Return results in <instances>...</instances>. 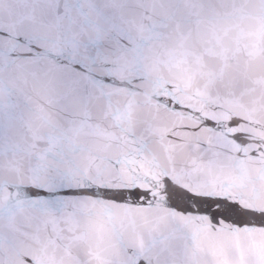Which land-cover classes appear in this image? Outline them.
Here are the masks:
<instances>
[{
  "label": "water",
  "instance_id": "95a60500",
  "mask_svg": "<svg viewBox=\"0 0 264 264\" xmlns=\"http://www.w3.org/2000/svg\"><path fill=\"white\" fill-rule=\"evenodd\" d=\"M149 33L161 36V0H0V264H109L123 256L149 262L158 145L135 137L133 143L108 119L113 111L160 112L161 39L150 44L142 39ZM85 55L88 66L73 65ZM38 59L53 69H79V114L70 132L46 129L52 92L71 89L32 70ZM53 114L66 115L59 107ZM151 127L159 133V125ZM57 153L66 156L58 180L87 176L114 189H146L148 208L133 207L140 200L127 191L124 203L112 204L116 193L97 189L104 201H33L27 186L37 182L45 156L59 159ZM117 154L128 165L122 171L110 170ZM90 204L107 213L96 228L79 219ZM138 214L148 230L125 250L122 236L138 228Z\"/></svg>",
  "mask_w": 264,
  "mask_h": 264
},
{
  "label": "snow or ice",
  "instance_id": "6c2138e0",
  "mask_svg": "<svg viewBox=\"0 0 264 264\" xmlns=\"http://www.w3.org/2000/svg\"><path fill=\"white\" fill-rule=\"evenodd\" d=\"M168 4L172 11V20L169 24L165 25L170 30L172 38L176 35H181L185 30H190L194 21V18L190 12H187L183 4V0H168ZM150 44H155L161 39L159 34L149 33L142 37ZM90 57L85 55L79 59H74L73 65L78 64L81 68L88 66ZM32 70L41 71L46 80H50L54 83L63 82L69 86L70 91L63 95H56L52 92L51 98L48 101V118L46 121V129L51 131L55 129H64L69 132L74 129L77 124L78 117V100L81 95L80 90L75 87V80L79 69L73 66L71 71L63 69H53L42 60H36L31 66ZM259 78L264 80V73L259 74ZM137 77H133L132 80H137ZM108 81L106 80L105 83ZM255 83V81L253 82ZM225 87H237L238 85L233 81H228L224 85ZM47 91H52L50 88ZM161 97L157 96L156 99L160 100ZM170 104L163 105V111L158 112L155 116L149 114L137 113L131 117H125L118 111H113L108 119L113 122L114 127L119 128L129 140L135 143L133 137L140 140L141 144L147 145L148 141H152L153 145H160L166 141L174 146H181L180 163L182 166H199L202 173L207 174L213 170V167L219 171H223L225 165L219 160H209L203 154L197 155L195 151H187V148L191 141L185 142V138L179 134L177 129L183 130L187 133L191 129L192 132L199 130V126H191L188 124H180L171 130H163L159 133L152 130L151 124L160 125L165 122L170 116L174 115L178 109L183 108V105L179 102L171 101ZM59 107L66 115L57 116L53 113L56 108ZM200 141H196L198 146ZM140 149H137L139 151ZM59 159L49 158L47 155L42 161L40 167L36 173L37 182L28 185L31 189L30 199L37 202H43L45 205L52 203L66 202L68 200L86 198L89 201H104L105 197H98L93 193V189L103 190L104 192H114L109 202L112 204L124 203L123 193L127 191L133 196H136L140 200L139 205L133 207L137 209H147L148 205L144 203L143 197L149 194V190H138L136 186L114 189L111 185L97 184L91 177L79 176L75 183L67 179H57V174H63L62 161L66 160L64 154H54ZM70 155L73 160L77 159L75 150H70ZM252 157L250 167L264 171V147L257 145L249 153ZM110 170L122 171L128 167L127 163L121 159L117 154L109 159ZM214 203L217 205L225 204L226 207H217L212 213L210 218V226L214 225V230H219L221 226L225 229L223 234V241L226 246H230L233 243V232L239 235V239L242 243H250L252 239L259 238V235H255L256 230H264V209H249L248 213L256 219L255 224L249 223L243 218L242 214L238 211V202H229L226 197H216ZM235 219H232V218ZM107 213L99 207L97 204H90L80 214V221L88 224L89 226L96 228L107 220ZM137 219L140 221L138 228L133 231H129L123 234V247L125 250L131 247L137 246V236H143L144 232L148 230V224L146 217L137 215ZM252 229L253 232H249ZM264 235V233H261ZM141 257L136 259H130L128 256L117 257L109 262V264H140ZM151 264V262H147ZM202 264H208V262L202 261Z\"/></svg>",
  "mask_w": 264,
  "mask_h": 264
}]
</instances>
